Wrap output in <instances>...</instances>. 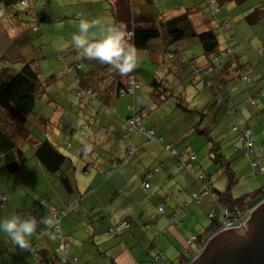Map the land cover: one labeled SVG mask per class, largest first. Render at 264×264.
<instances>
[{
    "label": "trees",
    "instance_id": "1",
    "mask_svg": "<svg viewBox=\"0 0 264 264\" xmlns=\"http://www.w3.org/2000/svg\"><path fill=\"white\" fill-rule=\"evenodd\" d=\"M78 1H72V3L76 4ZM205 1V4H202L203 1L201 0H195L184 7L178 6L176 12L173 14L169 13L171 15L167 16L161 15L156 5V0H138V2L131 5V7L130 5L125 6L126 2H128L127 0H121L119 2H117V0H115V2L113 0H96L95 2L93 0H80V3L84 2L85 4H89V6L90 4H96L98 2L106 3L107 7L104 6V8H106L101 9V11L105 12V16H109V23L123 25L127 38L137 46L140 52L151 51L159 53L160 59L158 60L160 61L158 64L153 65L161 70L160 77L153 75V79L146 84L150 87L149 89L151 92L148 93L146 100L136 107L133 100L135 94L141 90L143 86L138 79V74H149V72H145L144 67H142L143 69H136L138 66L137 63L130 73L120 75L110 66L101 64L96 60L88 59L85 60V63V61L83 62L75 58L70 61L71 64L66 66L68 79L63 80L60 85L56 83L58 90L55 92L56 94L51 93L50 97L52 101L50 107L53 110L56 111L58 108L66 110L59 129L62 123L67 119L66 115L69 109L72 108L71 96L75 92L80 100L84 98L88 99V104L95 102V105L101 110H107L108 115H112L111 113L117 114L116 111H113V108L110 107V101L106 100L104 96H101L97 88L89 83L90 81L94 82V80H96L95 77H97L100 82L101 78H106V76L107 78L111 77L114 82L111 86L114 91H116V97L118 99L128 97V99L133 102V104L130 103L127 107L128 113H125V115L122 113L118 115L120 119H117L116 123H113V121L110 120L111 118H107V115L91 110L90 107L92 108V105L85 109L77 108L76 114H84L85 117L83 119L76 117L74 120L68 121V125L71 129L73 123H77L78 119L79 122L83 120L78 130L71 129L69 132L71 138L73 136L76 137L79 131L81 133V161H83L82 159L84 157L93 159L110 157L113 160L111 166L116 163L126 164L132 161L139 152H142L143 144L141 142L144 141L146 144L144 146L160 145L168 153L169 157L177 161L179 170H187L195 174L196 167L194 163L198 161V153L192 148L187 149L185 146L181 148V146L176 145L175 142L200 135L206 136L208 142H210L209 157L211 161L214 164H220L227 174L231 176L233 174L231 162L228 161L223 151V145L232 143L235 153L244 154L247 157L250 156L252 152H260L261 154L264 152L263 145L258 149L259 151H256L255 144L257 143V137L253 128L240 121L243 119L244 113L238 110L236 106L229 105V100H234V97H240L247 91L246 100L244 101L248 104L247 106L249 109H253L250 111H257L263 91L259 89L249 94L250 92L246 89L240 91V93H237L234 97H230L228 94L232 93L231 91L235 92V90L232 89L233 85H231V83L234 82L233 80L236 79L235 82H242L246 86L250 84L247 82L251 80L250 78L252 75L243 72L238 65H236L235 68L232 67L234 63L227 61L229 56L232 57L236 53H239V58L242 57L240 52L241 48L244 47L242 44L243 42L241 43V41H238L236 34L232 33L228 19H233L242 15L243 19L249 24L257 20H263L264 0H257V4L251 9L252 13L247 15L243 13L239 15L240 13H238L239 10L244 11V9L247 8V6H241L245 4L242 3V0H204V2ZM228 1H233L236 6L233 9H227L226 4ZM18 2L24 7L30 6L28 0H0V16H4L6 12L10 11L9 15L11 17V15H13L11 9ZM121 2L125 4H121ZM66 5L70 6L68 4ZM216 5L218 11H215ZM87 7L85 6L83 10L74 13V16H76L74 17V23H78L82 18H86L90 21L92 20L90 16L91 9ZM197 7H199V9ZM30 8L31 6L28 9ZM173 10L174 8L170 11ZM194 10L198 12L202 10L204 14L203 18L198 19L194 17L192 14ZM224 11H228L229 15H223L222 13ZM81 13L83 15L78 16V14ZM164 13L167 12L165 11ZM27 16L35 18L32 30L36 32L47 31L46 26L48 25H45V23H47L46 18L40 15L38 11L36 12V10L33 9L29 11ZM17 20L20 23L19 19ZM201 20L202 22H199ZM22 28L21 31L26 33L24 28ZM92 38L95 39V37ZM192 39H195V41L200 44L202 52L197 53V56L193 55L196 57L195 59L187 60L183 52L184 44L190 43L192 45ZM189 48H191V46ZM260 54L261 53L258 55ZM57 56L62 59L60 54ZM66 59L67 58H63L62 60L66 61ZM200 61H204V63L202 64ZM145 63L151 65L150 63L152 62L147 60ZM144 65L145 64L142 63V66ZM183 66L188 67V78L192 80L185 77V72L182 70ZM162 69L166 71L163 72ZM257 73L258 72L254 71L253 75ZM173 78L179 80V82L177 81L179 84L175 85L174 82L176 80L173 81ZM257 78H259V76ZM195 79L198 81L196 82ZM165 81H168V83H165ZM102 82H104V80H102ZM198 82L204 83L208 90L209 99L207 102H203L207 97V95L205 96L204 94L195 108L190 110L185 107L188 104V100L196 98L195 96L199 92L197 91L199 87ZM95 83L99 84L98 82ZM252 87L253 86L250 88ZM66 88H68L69 92H72V94L62 93ZM190 90H193L194 94L189 92ZM49 91L50 90L47 88L41 87L38 73L29 63L22 66L17 72L0 74V170L15 173L20 171L22 169L21 166L29 161L26 151L19 145L20 139H24L22 133H24L23 136L30 135L32 137L30 139L34 142L32 143L29 139L33 148L32 159L38 161L48 172H61L64 174L62 171H64L65 168L68 166L73 167V161L69 157L72 155H67L69 154L67 150L70 152V150L73 149V147H71L73 145L68 142L66 135L62 141L63 132L61 129L56 139L48 137L45 132L46 137L41 140L34 134L32 128L29 127V121L34 122L35 118L39 120L38 123L40 124H47L50 119V117L49 119H43L40 115L38 116L34 110L35 101L38 98H48ZM52 91L53 90H51V92ZM61 93L62 96L64 95V103L56 100L60 97ZM171 96H175V98L180 101L182 106L178 104V107L182 108L184 111L176 116V120L171 119V121L165 123H158L156 120L158 116L154 114V111H156L154 109ZM180 117L182 119L181 122L184 120L185 123H187V121L190 123L189 127H185L183 131L179 133L173 128L175 122H178ZM224 119H228L227 122H223ZM170 125H173V128L167 127ZM10 126L13 132L8 133L5 130ZM164 127L165 132L170 131L172 134L174 133V138L172 140L166 141L163 137L158 135L160 128L162 129ZM249 130L251 133H247ZM147 131H151L153 137H148L146 135ZM139 137L141 138L137 141ZM248 141H250L251 147L247 146ZM224 142L228 143L225 144ZM259 157L261 156L257 154L256 158L251 161V166L254 172L256 169L255 174H264V160L259 161L262 159H258ZM185 163H189L191 168L189 169L183 166ZM88 166L89 165L86 163L85 169L88 168ZM155 169L156 168L147 170V173L155 172ZM73 171L75 170L73 169ZM203 176L204 179L202 180L201 177ZM197 179L204 186L202 193L209 191L211 195H214V193L217 194L220 205L225 208L233 211L237 209L241 210L252 201H246L248 197L252 199L249 195L234 199L229 188L223 193L219 191L211 192L208 183H204L206 177L203 173H201ZM65 182L69 184V179H66ZM202 193L200 195H202ZM258 193L261 194V197H264V187L261 188ZM81 195L82 194H79L78 196L81 197ZM6 202L2 204V206H5ZM164 207V204H160L158 207V212L160 214H163ZM188 207L189 204L183 203L176 207L173 214L176 215L177 219L182 218L186 215ZM179 208L181 211H179ZM218 217L216 216L211 219L209 213V218L212 220L209 231L198 238L193 237L194 239L192 241L199 243L198 251L207 237L219 229L217 225ZM123 222L127 223L128 228H130L131 222L125 219L114 224L112 227L120 226ZM112 227L109 229L110 232L108 235H119V231H117V229L113 230ZM123 229L125 230L127 227ZM157 258H162L165 262L168 261L163 255H158L146 264L154 262ZM191 258H189V260ZM167 264L174 263L170 261ZM179 264L182 263L180 262Z\"/></svg>",
    "mask_w": 264,
    "mask_h": 264
},
{
    "label": "crops",
    "instance_id": "2",
    "mask_svg": "<svg viewBox=\"0 0 264 264\" xmlns=\"http://www.w3.org/2000/svg\"><path fill=\"white\" fill-rule=\"evenodd\" d=\"M194 1L191 0L186 5ZM242 1V3H248L249 6L244 11L239 10V15L252 13L251 9L257 4V0ZM235 6L236 4L233 1H228L226 4L227 9H233ZM197 8L199 9V7ZM192 14L198 19H202L204 15L202 10H199V12L194 10ZM199 22H202V20ZM237 23L241 26V32L236 31L238 34L235 33L236 38L244 45L240 52L242 57L239 58V53H236L232 57L229 56L227 61L234 63L232 67L235 68L238 65L243 72L252 76L250 82H247L250 84L246 86L242 82H235L236 79H234L231 85H233L232 89L235 92L231 91L232 93L228 95L234 97L237 93L246 89L250 92L249 94L259 89L263 93L257 111H250L253 109H249L248 104L244 101L246 100L247 91L242 96H236L237 98L234 97V100H229V105L236 106L238 110L244 113V122L253 128L256 137L257 133L264 137V18L261 21L257 20L249 24L243 19L242 15L237 16L233 18V22L229 21L231 29ZM241 33H243V36H241ZM259 53L261 54L258 55ZM70 54L83 62L88 60L79 57L72 46ZM140 56L139 62L145 64L142 67L146 66L145 62L147 60L152 62L151 65L158 64L160 61L158 60L160 54L157 52L141 51ZM200 62L204 63V61ZM162 71L165 72L166 70L162 69ZM254 71L258 73L253 75ZM258 76L259 78H257ZM95 78L94 82L90 81L89 83L93 84L99 94L110 101V107L116 110L115 107L118 106L119 99L115 95L116 91L111 86L114 83L111 77L101 78V82L97 77ZM138 79L145 86V89L146 84L151 80L145 73L138 74ZM177 84L179 83L177 82ZM251 86L253 87L250 88ZM192 89L194 90V88ZM193 90L189 92L194 94ZM150 92L149 89L148 93ZM137 93L133 100L136 107ZM208 99L209 95L203 102H207ZM88 103V99L84 98L77 102L76 107L85 109L92 105L93 110V105L96 103ZM74 104L71 99L72 107L75 106ZM65 111V109L56 110L51 115L53 119L58 117L59 120L57 126H52L54 129L60 130L59 126ZM105 111L107 115V110ZM111 114L117 115L114 119H110L113 123H116L117 119H120L119 114ZM47 124L50 125V122ZM173 125L167 127L173 128ZM165 127L160 128L159 131L156 128L158 135L166 141L172 140L174 133L165 132ZM177 145L181 148L186 147L180 142ZM255 155L257 156L256 152ZM82 160H86L89 166L84 170V176L78 178L76 186L73 180L77 174L71 166L62 171L64 174L61 172L50 173L38 161H34L36 168L30 172H25V167L29 164V161L21 166L20 171L15 173L0 170V195L7 197L5 206L0 210V218L7 217L13 212L26 216H36L38 219L40 217H52L59 222V228L61 227L65 236V242L68 245L66 255L70 259L76 258L77 264H146L158 255L164 257L166 255L168 260L171 257L172 263L179 264L186 257L189 259L197 252L199 243L192 241L193 237L198 238L207 233L211 226L203 232L201 221L204 220H200L197 212H202L204 215L205 213H208V215L209 213H215L216 216H218L219 211V214L222 212L223 207L220 203L216 202L215 205L211 198L205 201V204H200V206L194 204L197 202L194 196L197 195L195 191L199 190L200 192L203 184L201 183L199 188V186H196L198 183L195 182L194 191L190 195L191 186L187 187L185 184L189 177L185 174L186 172L178 169L177 161L169 157L160 145H143L142 152H139L132 161L121 164L109 176H106L105 173L112 167V158L93 159L84 157ZM157 167L159 169L150 178L149 189L145 191L142 187V176L147 170ZM133 168L136 171L130 170ZM181 172L182 174H180ZM177 173L180 175L175 176ZM133 175L136 177L131 178ZM33 176H37L38 181ZM31 178L37 182L32 183ZM66 179H69V184L65 182ZM128 179H130V182ZM26 181L29 185H25ZM87 189L92 190L91 193L93 194L88 193L86 196H78L79 190L85 191ZM144 196L147 198H143ZM163 197H166V199ZM172 197L174 198L171 202ZM73 199L75 200L73 208L68 212L67 207ZM163 202L166 206L163 214H160L158 207L160 204H164ZM183 203L189 204V207L191 205L187 210L190 213L186 212L184 217L179 218L177 222L180 224L178 225V223L171 221V217L176 207ZM212 204H214L213 209H211ZM63 210L66 213L61 215ZM123 219L131 222L130 228L125 229L119 235H108L109 229ZM185 225L187 228H184ZM189 241L192 242L189 243ZM59 245L57 234L49 226L40 225L37 233L30 238V244L26 249L14 247L10 242L0 238V264H63V259L66 256L58 255ZM193 246L196 249L190 255Z\"/></svg>",
    "mask_w": 264,
    "mask_h": 264
},
{
    "label": "rangeland",
    "instance_id": "3",
    "mask_svg": "<svg viewBox=\"0 0 264 264\" xmlns=\"http://www.w3.org/2000/svg\"><path fill=\"white\" fill-rule=\"evenodd\" d=\"M28 1L31 6L30 9H28L30 6L24 7L20 4V2H18L11 9V13L13 12V15H11V17L9 15L10 11L6 12L4 16L3 15L0 16V74L1 73L10 74V73H13L14 71L17 72L21 69L22 66L28 63L32 65V67L38 73L41 87H45L48 90H50L49 91L50 93L48 92V95H49L48 98H38L35 101L34 110H35V113L38 116L40 115V117H42L43 119H49L50 117V119L48 120V122H50V125L42 124V123L40 124L38 123L39 120L35 118L34 122L29 121V127L32 128L34 134L41 140L45 139L46 137L45 132L48 135V137L52 139H56L58 136L59 130L57 128L54 129V127L52 126H57L59 120H58V117L56 116H55L56 118L54 119L51 117V115L54 113L55 110H53L50 107V104H52L50 97H51V93L53 94L57 92L58 90L57 85H60V83L63 80L68 79V75L66 74L67 73L66 66L70 65L71 64L70 61L75 58L74 56L70 54V48L72 46L71 38H72V35L76 32L77 24H78V23H74V17H76L74 16V13H77L76 11L83 10L85 6L86 7L88 6L87 8L91 9L90 16L92 20L100 19L107 24H112V23H109L108 21L109 16L108 15L105 16V12L101 11V9L104 6H107L106 3H103V2L102 3L98 2L96 4L93 3V4H90L89 6V4H85L84 2L80 3V0L79 1L78 0H28ZM72 1H78V2L76 4H73ZM84 1H88V0H84ZM93 1L95 2L96 0H93ZM113 1L115 2V0ZM119 1L121 0H117V2ZM127 1L128 2H126V4L123 2H121V4H125V6L130 5L131 7V5H134L135 3L138 2V0L137 1L127 0ZM201 1H203L202 4L206 3V1L204 2V0H201ZM156 2H157L156 5L158 6V9L160 10L161 15L169 16L171 15L169 13L173 14L174 12L177 11L178 6L184 7L186 3L191 2V0H156ZM66 4L70 6H67ZM241 6H249V4L245 3V4H242ZM173 8L174 10L170 11ZM33 9H35L36 12L38 11L40 15L46 18L47 23H45V25H48L46 26L47 31L36 32L32 30L33 25L35 23V18L31 16H27V15L29 14V11H32ZM165 11L167 13H164ZM215 11H218L217 5L215 8ZM238 13H240V11H238ZM222 14L229 15L228 11H224ZM80 15H83V14L82 13L78 14V16ZM17 19H19L20 23L18 22ZM229 21L233 22V19L229 18ZM22 27L24 28L26 33H24V31H21ZM240 28L241 26H239V23H237L235 27L232 29V33L235 34L236 31L240 33L241 32ZM90 31L94 33H98V29L96 28H93ZM241 36H243V33H241ZM192 42H193L192 45L190 43L184 44L183 52H184V56L187 57V60L195 59L196 58L195 56L198 55L197 53L202 52L200 44L197 41H195V39H192ZM188 46L189 47L191 46V48H189ZM59 54L61 55L62 59L67 58L66 61L58 58L57 55ZM136 69H143L141 62H138V66ZM144 70L145 72L151 73V75L147 74V76L151 80L153 79L151 78L153 77V75H157L158 77H160L161 70H159L157 66L146 64V66L144 67ZM182 70L185 72V77L188 78L189 76L188 67L183 66ZM174 80L179 82V80L173 78V81ZM189 80H192V79H189ZM195 81L197 82L198 80L195 79ZM165 83H168V81H165ZM174 83L175 85H177V82H174ZM198 84H199V87L197 88V91L199 92L195 96L196 98L195 99L193 98V100H188V104L185 108H188L190 110L194 109L195 106L203 98V95L204 94L205 96L208 95V90L205 87L204 83L198 82ZM149 88L150 87L147 85L145 89V86L143 85L141 90L138 91L137 93V105L138 106L141 105L144 102V100H146V98L148 97L147 95H148ZM51 90L53 91L51 92ZM62 93L72 94V92L71 93L69 92L68 88H66ZM62 93L60 94V97L56 100L58 102L60 101L64 103L65 102L63 100L64 95L62 96ZM72 95L73 97L72 96L71 97H72L73 103H75L74 104L75 106L69 109V112L66 115L67 119L62 123L60 129L63 132L62 141L64 140V136L66 135V139L68 140V142H70V144L73 145L71 146L73 147V149L70 150V152L67 150V153H69L67 155H72L69 157L73 161L72 165L77 174V176L73 180L76 186V184H78V178L80 176H84L85 174L84 170H85L87 161L86 160L81 161L80 159V155L82 151L81 144H80V135H81L80 131L77 133L76 137L73 136L71 138V135H69V132L71 131V129L78 130L80 128L83 120L79 122V119H78L77 123H73V127L71 129L69 128L68 121L70 122V120H74V118L76 117H79L80 119H83L85 117L84 114H76L77 112L76 110H78L77 109L78 107H76L77 102H79L80 99L76 95V92L73 93ZM130 103L133 104V102L130 99H128V97H123L119 99L118 106L115 107L116 110H113V111H116V113L118 114L122 113L125 115V113H128L127 107ZM178 104L182 106V104H180V101L176 99L175 96H171L167 98L160 106H156V108L154 109L156 110L154 111V114L158 116V118H156L157 122L165 123V122L171 121V119L176 120V116L179 115V113H182L184 111L182 108L178 107ZM90 109L92 110L91 107ZM57 110H62V109L58 108ZM93 111L101 112L102 114L106 115V111L101 110L95 104L93 105ZM116 116L117 115L107 114V118L114 119ZM181 120L182 119L180 117L179 121L175 122V126L173 128L176 132H179V133L182 132L185 127H189V123H190L189 121L185 123L184 120L183 122H181ZM227 120L228 119H224L223 122H227ZM240 121L245 124L244 119H241ZM5 131L8 133H11L13 132V129H11V126H10ZM23 135L24 133H22V137L24 139H20L19 145L23 147V149L26 151L27 157L29 158V164L26 165L25 172H28V171L30 172V171L35 170L34 168H36L34 159H32V154H33L32 143L34 142L32 139H30L32 138L30 135L28 136L26 135L23 136ZM257 137L258 139H257V143L255 144V147H256V151H259L258 149L261 147V145L264 146V137L261 136L260 133H257ZM140 138L141 137H139L137 141H139ZM29 139L31 140L32 143L29 142ZM178 142L182 143L183 145H186L187 149L192 148L198 153V161L194 163L196 167L195 174H191L187 170H183V172H186L185 174L189 177V180H190V182L189 180L185 181V184L187 187H189V185L191 186L190 195L194 191L193 187H194L195 182L198 183V185H196L197 187L198 186L199 188L201 187V182L197 180V177H199V175L203 173L205 174V177H206V179L204 180V183L205 182L208 183L209 189L211 192L219 191L220 193H223L226 191V189L229 188L232 194V197L234 199H239V198L246 197L249 195L252 197V201L249 203L250 206H254L255 204L258 203V201L261 198V194L258 193V191L264 187V174H260V173L255 174L256 169L254 172V169L251 166V161L256 158L255 153L253 152H252L253 154L250 153V156L248 157L245 156L244 154L235 153L233 149V144L232 143L227 144L228 142L227 143L224 142L227 145H223V151L225 152L228 161L231 162V170L233 172V174L229 176L227 172L225 171V169L222 168L220 164H214L211 161L209 157V150L211 146L206 136L197 135L196 137H190L184 140H179L175 142L176 145L178 144ZM141 143L143 145H146L144 141H142ZM257 154L261 156L258 159L262 158L259 161H263L264 152H262V154L258 152ZM130 170L136 171V169L134 168ZM146 173L147 171L144 174ZM180 174H182V172ZM180 174L177 173L175 176L180 175ZM33 177L37 178V181H38L37 176H33ZM135 177H136L135 175L131 176V178H135ZM32 178H31L32 183L37 182V181H34V179ZM128 181L130 182V179H128ZM25 185H29L28 181H26ZM203 190H204V186L202 185V190L200 192L199 190L195 192H197L196 193L197 195H200ZM79 192H80L79 194L84 195L85 192H88V189L85 191L79 190ZM89 193L90 195L93 194L91 192ZM143 198H147V197L144 196ZM163 198L166 199V197H163ZM173 198L174 197L170 199L171 202L173 201ZM209 198H211L213 200V203L216 205L217 201L214 200V198H212L211 195L203 198L201 202L199 203L196 202L194 204L196 206H200V204L202 203L205 204V201H207ZM163 203H164V206H166L165 202ZM214 204H212L211 209L214 208ZM190 207H188V209ZM187 213L189 214L190 211H187ZM219 213L220 211L217 213L218 216H219ZM197 214L200 220H204V221H201L202 222L201 227L204 232L211 225L212 220L209 218L208 213H205L204 215L202 212L201 213L197 212ZM184 228H187L186 225L184 226ZM194 249H196L195 246L192 247L190 255L193 254ZM169 259L172 262V258L169 257Z\"/></svg>",
    "mask_w": 264,
    "mask_h": 264
},
{
    "label": "clouds",
    "instance_id": "4",
    "mask_svg": "<svg viewBox=\"0 0 264 264\" xmlns=\"http://www.w3.org/2000/svg\"><path fill=\"white\" fill-rule=\"evenodd\" d=\"M96 28L98 29V33L91 32L90 30ZM92 37H95L93 39ZM71 45L76 50L79 57L87 58L89 60H96L99 61L101 64H105L110 66L115 72H117L120 75H126L130 73L137 63L140 61V50L137 48V46L131 42L127 38V34L123 28V25L120 24H107L104 21L100 19H80L77 24V30L72 35L71 38ZM121 164H114L106 173L105 175L109 176L115 172V170L120 166ZM159 168L155 169V172L158 171ZM149 172L142 176V182H143V189L144 185L147 183L148 188L144 189L145 191H148L149 189V182L152 175L155 173ZM202 180L204 179V176L201 177ZM92 190H88V192H85L84 195L86 196L89 192ZM211 195L209 191H205L202 193V195L195 196V201L201 202V200L205 196ZM217 202H219V197L217 194L214 193V195H211ZM5 197V196H1ZM7 200V197H5ZM252 199L250 197L247 198V202L251 201ZM264 201V197H261V199L258 201L257 204L254 206H246L245 208L241 210L248 209L250 211H253L255 208L259 206L261 202ZM75 200L73 199L69 206L67 207V211L71 210L73 208ZM2 204L0 203V210L3 208ZM223 207V206H222ZM238 210V209H237ZM68 211V212H69ZM233 210H230L228 208L223 207L222 212L217 220V225L219 227L218 230H216L213 234L209 235L207 239L205 240L209 242L213 237H215L219 232H221V224L220 219L223 216L225 212H232ZM66 212L63 210V214ZM213 215V217H211ZM215 213L210 214V218H215ZM250 218L249 216L244 217L242 224L237 225L234 228H239L241 225H244V223ZM177 218L175 217L174 220V214L171 217V221L178 223ZM59 222L55 221L52 217H40L39 219L36 216L31 215H21L19 213L13 212L9 214L7 217L0 218V238L5 239L6 242H10L12 246L19 247L21 249L28 248L30 244V238L33 237L37 231L40 225H47L49 228H51L54 232V225H57V231L59 230L60 233L64 236L62 233L61 227L59 228ZM124 223V222H123ZM122 224V223H121ZM180 223H178L179 225ZM118 226L112 227L113 229ZM59 228V229H58ZM128 228V227H127ZM124 229L119 232L118 234L122 233ZM110 232V231H109ZM55 234H57L55 232ZM58 237V236H57ZM65 237V236H64ZM192 241H189L191 243ZM204 242V243H205ZM198 254L197 252L193 255V257L189 260L187 257L182 264H192L194 261V256ZM76 259V258H75ZM77 260V259H76ZM167 262H170L169 260Z\"/></svg>",
    "mask_w": 264,
    "mask_h": 264
},
{
    "label": "water",
    "instance_id": "5",
    "mask_svg": "<svg viewBox=\"0 0 264 264\" xmlns=\"http://www.w3.org/2000/svg\"><path fill=\"white\" fill-rule=\"evenodd\" d=\"M192 264H264V201L239 228L219 232Z\"/></svg>",
    "mask_w": 264,
    "mask_h": 264
},
{
    "label": "built area",
    "instance_id": "6",
    "mask_svg": "<svg viewBox=\"0 0 264 264\" xmlns=\"http://www.w3.org/2000/svg\"><path fill=\"white\" fill-rule=\"evenodd\" d=\"M251 133V131H247V133ZM146 135L148 137H153V133L151 131H147ZM253 140V138H252ZM247 146L251 147V143L250 141H248ZM183 166L187 167V168H191L190 164H184ZM182 166V167H183ZM148 188V184L146 183L144 185V189ZM6 202V198L5 197H1L0 198V203L4 204ZM179 211H181V209L179 208ZM252 211L245 209V210H236V211H232V212H225L223 214V216L220 219V224H221V231L225 230V229H229V228H234L239 224H242L244 217L249 216L251 214ZM176 215H174V220H175ZM211 217H213V215H211ZM57 225H54L53 228L55 230V232L57 233L60 245L59 248L57 249V253L59 256L61 255H65L66 257H64L63 259V264H77V260L74 259H70L66 253L68 251V245L65 242V237L60 233V231H57ZM128 227L127 223H122L120 226L114 228L117 229V231L121 232L123 230V228ZM59 229V228H58ZM113 229V230H114ZM208 244V241H206L204 244L201 245L198 254L196 256H194L193 261H195L204 251V249L206 248ZM168 262L163 261L162 258H157L154 262H150L149 264H167Z\"/></svg>",
    "mask_w": 264,
    "mask_h": 264
}]
</instances>
